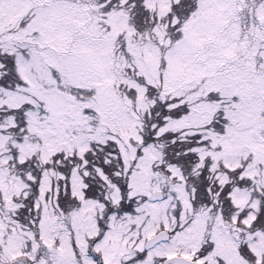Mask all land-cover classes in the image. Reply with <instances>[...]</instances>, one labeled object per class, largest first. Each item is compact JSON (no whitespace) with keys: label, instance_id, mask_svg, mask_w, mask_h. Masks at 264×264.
Segmentation results:
<instances>
[{"label":"snow or ice","instance_id":"snow-or-ice-1","mask_svg":"<svg viewBox=\"0 0 264 264\" xmlns=\"http://www.w3.org/2000/svg\"><path fill=\"white\" fill-rule=\"evenodd\" d=\"M0 264H264V0H0Z\"/></svg>","mask_w":264,"mask_h":264}]
</instances>
